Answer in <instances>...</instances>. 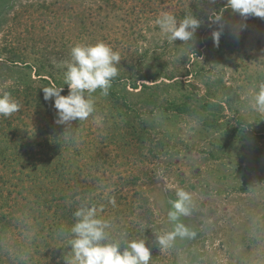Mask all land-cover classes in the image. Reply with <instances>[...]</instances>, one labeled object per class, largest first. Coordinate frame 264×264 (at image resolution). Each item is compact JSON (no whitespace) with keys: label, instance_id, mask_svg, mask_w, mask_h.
Wrapping results in <instances>:
<instances>
[{"label":"rangeland","instance_id":"rangeland-1","mask_svg":"<svg viewBox=\"0 0 264 264\" xmlns=\"http://www.w3.org/2000/svg\"><path fill=\"white\" fill-rule=\"evenodd\" d=\"M162 12L197 18L192 40L169 42ZM101 41L120 54L108 94L57 124L42 89L67 95L72 47ZM262 82L264 18L226 0H0V94L20 105L0 116V264H70L81 207L110 242L144 239L150 264H264V113L250 107ZM178 189L195 235L163 247Z\"/></svg>","mask_w":264,"mask_h":264},{"label":"clouds","instance_id":"clouds-1","mask_svg":"<svg viewBox=\"0 0 264 264\" xmlns=\"http://www.w3.org/2000/svg\"><path fill=\"white\" fill-rule=\"evenodd\" d=\"M226 7L241 17L264 18V0H226ZM222 19L220 14L212 16L213 22ZM169 42L176 40L185 43L192 40L200 27V21L191 13L177 19L168 12H162L154 21ZM221 32L212 33L215 43L219 42ZM71 60L64 63V83L68 94L61 95L64 87L55 85L42 89L44 100L53 101L56 109V123L70 125L73 121L84 120L94 111L90 94L101 90L108 94L112 80L117 76L116 64L120 62V54L104 42L94 45L77 44L71 49ZM88 94V95H86ZM250 107L253 111L264 113V82L252 93ZM20 108L19 103L8 92L0 94V116L9 117ZM176 198L170 200L167 213L172 229L157 236V243L168 247L176 236H194L180 217L191 215L192 196L184 189L176 191ZM75 223L71 226L72 239L70 245L73 259L70 264H150L151 250L144 239L129 240L121 248L119 242H110L106 230L108 221L97 217L95 207H81L74 213Z\"/></svg>","mask_w":264,"mask_h":264},{"label":"trees","instance_id":"trees-1","mask_svg":"<svg viewBox=\"0 0 264 264\" xmlns=\"http://www.w3.org/2000/svg\"><path fill=\"white\" fill-rule=\"evenodd\" d=\"M120 233H121V232H118L119 235H120ZM126 243H127V242H125L124 246L126 245ZM120 245H121V248L124 247V246L122 247V243H120ZM150 263H151V262H150Z\"/></svg>","mask_w":264,"mask_h":264}]
</instances>
